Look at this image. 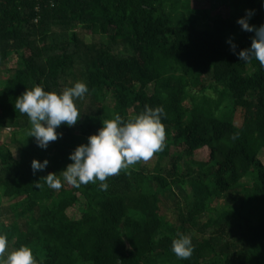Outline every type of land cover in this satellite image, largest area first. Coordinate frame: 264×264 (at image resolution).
Instances as JSON below:
<instances>
[{
	"label": "trees",
	"instance_id": "trees-1",
	"mask_svg": "<svg viewBox=\"0 0 264 264\" xmlns=\"http://www.w3.org/2000/svg\"><path fill=\"white\" fill-rule=\"evenodd\" d=\"M214 1L228 17H212ZM247 11L250 25L264 24V0H0V66L16 59L0 88V133L12 136L0 138L9 251L29 246L37 264H264V67L226 42L250 47L254 33L237 24ZM76 82L89 89L74 101L80 119L40 149L16 99ZM145 105L164 109L155 167L122 169L107 190L47 186L102 121L127 122ZM33 160L49 163L33 174ZM178 234L192 240L187 260L172 252Z\"/></svg>",
	"mask_w": 264,
	"mask_h": 264
},
{
	"label": "clouds",
	"instance_id": "clouds-1",
	"mask_svg": "<svg viewBox=\"0 0 264 264\" xmlns=\"http://www.w3.org/2000/svg\"><path fill=\"white\" fill-rule=\"evenodd\" d=\"M253 15L252 11H247L244 18L237 20L243 31L254 33L250 47L237 53V46L232 40L226 42L239 60L250 63L255 59L264 67V24L259 27L250 25L248 21ZM88 91L83 82H76L61 94L47 92L41 86H35L16 99L14 107L28 117L31 125L28 135L34 138L37 147L47 150L50 142L61 138L62 133L57 129L62 124L69 128L76 125L80 114L74 101L84 97ZM163 116L162 107L145 105L142 113L127 122L119 115L102 121L97 134L89 136L87 144L76 147L69 155L72 163L61 172L62 179L54 173H49L44 178L47 186L59 190L64 183L80 188L82 185L100 182V189L107 190L108 184L105 181L108 177L118 175L122 169L141 160L148 161L163 149L166 138ZM48 163V160H33V174L44 171ZM36 187H41L39 182ZM193 250L192 240L188 235L178 234L172 241V252L180 260L189 259ZM0 264H37V260L32 249L26 245L9 251L8 236L0 233Z\"/></svg>",
	"mask_w": 264,
	"mask_h": 264
},
{
	"label": "rangeland",
	"instance_id": "rangeland-1",
	"mask_svg": "<svg viewBox=\"0 0 264 264\" xmlns=\"http://www.w3.org/2000/svg\"><path fill=\"white\" fill-rule=\"evenodd\" d=\"M228 3H225L223 1H214L212 4V8H211V13H212V17L213 18H220V17H228L229 15V9H228ZM16 61V59H11L8 63H6L5 65L0 66V88L3 86L4 81L12 76V72H11V65L12 63ZM192 92L195 93L194 90L191 89ZM11 133L10 130H5L4 132L0 133V138H3V140H7L8 138H11ZM17 146H13L12 147V151L14 153V158L15 159H19L20 158V150L16 149ZM157 157L153 156L152 158H150L148 161H144V164H147L149 167H155V165L157 164ZM261 162L264 165V151L261 152L260 154V158ZM143 164V165H144ZM66 184V183H65ZM9 201L6 200V198H4L2 204L4 207H8ZM83 203L84 200H82L81 206L79 205L76 208H72L69 210V215L70 217H72L73 219H79L82 215V211H83Z\"/></svg>",
	"mask_w": 264,
	"mask_h": 264
}]
</instances>
